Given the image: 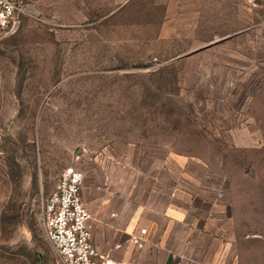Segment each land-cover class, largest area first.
Segmentation results:
<instances>
[{
    "label": "rangeland",
    "instance_id": "1",
    "mask_svg": "<svg viewBox=\"0 0 264 264\" xmlns=\"http://www.w3.org/2000/svg\"><path fill=\"white\" fill-rule=\"evenodd\" d=\"M27 4L0 28V264H52L70 164L132 204L185 190L264 264V0Z\"/></svg>",
    "mask_w": 264,
    "mask_h": 264
},
{
    "label": "crops",
    "instance_id": "2",
    "mask_svg": "<svg viewBox=\"0 0 264 264\" xmlns=\"http://www.w3.org/2000/svg\"><path fill=\"white\" fill-rule=\"evenodd\" d=\"M82 193L94 216V243L122 264H242L245 260L230 237L221 238L226 232L221 220L207 218L203 209L188 204L191 196L183 189L175 190L176 201L165 204H132L127 196L115 197L109 185ZM142 227L147 231L139 247L132 237L140 235Z\"/></svg>",
    "mask_w": 264,
    "mask_h": 264
},
{
    "label": "built area",
    "instance_id": "3",
    "mask_svg": "<svg viewBox=\"0 0 264 264\" xmlns=\"http://www.w3.org/2000/svg\"><path fill=\"white\" fill-rule=\"evenodd\" d=\"M256 2L257 0H249ZM28 9L27 0H0V28L7 27ZM84 172L74 164L64 167L56 188L43 204L46 234L56 256L52 264H122L110 252H102L93 241V213L83 198ZM133 236L143 245V234Z\"/></svg>",
    "mask_w": 264,
    "mask_h": 264
},
{
    "label": "water",
    "instance_id": "4",
    "mask_svg": "<svg viewBox=\"0 0 264 264\" xmlns=\"http://www.w3.org/2000/svg\"><path fill=\"white\" fill-rule=\"evenodd\" d=\"M214 42H216V41H214Z\"/></svg>",
    "mask_w": 264,
    "mask_h": 264
}]
</instances>
